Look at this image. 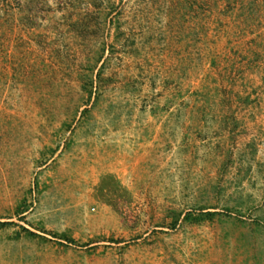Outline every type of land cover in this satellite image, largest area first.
Returning <instances> with one entry per match:
<instances>
[{
    "label": "rangeland",
    "instance_id": "1",
    "mask_svg": "<svg viewBox=\"0 0 264 264\" xmlns=\"http://www.w3.org/2000/svg\"><path fill=\"white\" fill-rule=\"evenodd\" d=\"M0 223V264H264V0H0Z\"/></svg>",
    "mask_w": 264,
    "mask_h": 264
},
{
    "label": "trees",
    "instance_id": "2",
    "mask_svg": "<svg viewBox=\"0 0 264 264\" xmlns=\"http://www.w3.org/2000/svg\"><path fill=\"white\" fill-rule=\"evenodd\" d=\"M90 96H92V92H90ZM25 214L24 210L18 209V217L20 219H23V215ZM217 216H219L218 213H212V212H201L198 215H195L193 213H187L184 217V221L188 224H201L207 221H213ZM13 225L11 223H0V227H5V226H10ZM22 230L29 236L31 237H36L37 235L34 234L33 232L27 230L26 228H22ZM17 237H20L19 235ZM69 239V238H66ZM69 241H72L69 239Z\"/></svg>",
    "mask_w": 264,
    "mask_h": 264
}]
</instances>
